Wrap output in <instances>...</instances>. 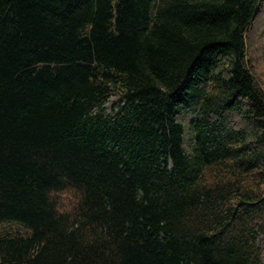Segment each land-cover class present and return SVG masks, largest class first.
Instances as JSON below:
<instances>
[{
  "label": "trees",
  "instance_id": "1",
  "mask_svg": "<svg viewBox=\"0 0 264 264\" xmlns=\"http://www.w3.org/2000/svg\"><path fill=\"white\" fill-rule=\"evenodd\" d=\"M263 62L264 0H0V264H264Z\"/></svg>",
  "mask_w": 264,
  "mask_h": 264
},
{
  "label": "rangeland",
  "instance_id": "2",
  "mask_svg": "<svg viewBox=\"0 0 264 264\" xmlns=\"http://www.w3.org/2000/svg\"><path fill=\"white\" fill-rule=\"evenodd\" d=\"M262 67H263V69H264V62H263V64H262ZM115 100H117V98H114V99H112L108 104H106V109H107V111H108V113H112L113 111H115L114 109V103H115ZM77 194V193H76ZM67 197H69L68 195H59L58 196V200L61 202V206L63 207V208H66V207H64V205H63V200L64 199H67ZM66 203V202H65ZM69 203H70V201H67V207H68V205H69ZM11 225H15V224H11ZM15 226H17V230H19V231H21V227H19L18 225H15ZM14 228V227H13Z\"/></svg>",
  "mask_w": 264,
  "mask_h": 264
}]
</instances>
